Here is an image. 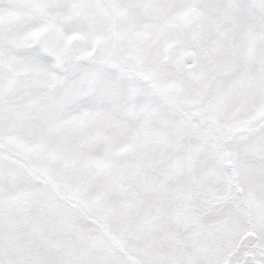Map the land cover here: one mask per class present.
I'll return each instance as SVG.
<instances>
[{
  "label": "snow or ice",
  "instance_id": "snow-or-ice-1",
  "mask_svg": "<svg viewBox=\"0 0 264 264\" xmlns=\"http://www.w3.org/2000/svg\"><path fill=\"white\" fill-rule=\"evenodd\" d=\"M0 264H264V0H0Z\"/></svg>",
  "mask_w": 264,
  "mask_h": 264
}]
</instances>
